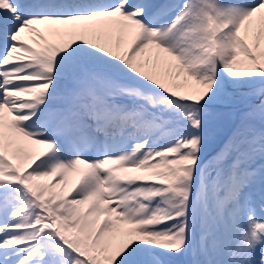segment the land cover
I'll return each instance as SVG.
<instances>
[{
  "label": "snow or ice",
  "instance_id": "snow-or-ice-1",
  "mask_svg": "<svg viewBox=\"0 0 264 264\" xmlns=\"http://www.w3.org/2000/svg\"><path fill=\"white\" fill-rule=\"evenodd\" d=\"M0 264H264V0H0Z\"/></svg>",
  "mask_w": 264,
  "mask_h": 264
},
{
  "label": "rangeland",
  "instance_id": "rangeland-1",
  "mask_svg": "<svg viewBox=\"0 0 264 264\" xmlns=\"http://www.w3.org/2000/svg\"><path fill=\"white\" fill-rule=\"evenodd\" d=\"M247 91V89H242L237 92V96L241 102L245 99L243 93ZM241 107L242 103L218 106L209 117L210 125L214 128L227 131L238 120L239 109Z\"/></svg>",
  "mask_w": 264,
  "mask_h": 264
}]
</instances>
